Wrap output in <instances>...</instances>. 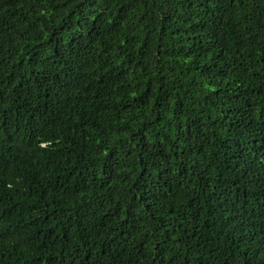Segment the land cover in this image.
Returning <instances> with one entry per match:
<instances>
[{
  "label": "trees",
  "instance_id": "1",
  "mask_svg": "<svg viewBox=\"0 0 264 264\" xmlns=\"http://www.w3.org/2000/svg\"><path fill=\"white\" fill-rule=\"evenodd\" d=\"M0 264H264V0H0Z\"/></svg>",
  "mask_w": 264,
  "mask_h": 264
}]
</instances>
